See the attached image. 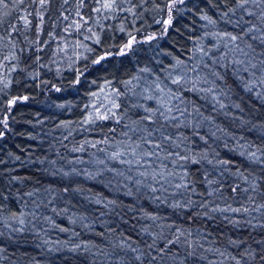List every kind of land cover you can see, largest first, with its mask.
<instances>
[{"label": "trees", "instance_id": "obj_1", "mask_svg": "<svg viewBox=\"0 0 264 264\" xmlns=\"http://www.w3.org/2000/svg\"><path fill=\"white\" fill-rule=\"evenodd\" d=\"M132 2L135 15L127 11V0L114 13H97L96 0H83V7L80 0H52L43 10L38 0L15 7L10 0L7 9L0 8V121L7 122L0 123V264H148L152 236L163 247L177 229L185 235L171 246L176 264H236L231 257L240 259L245 248L264 249V208L252 210L264 204V84L253 81L249 92L230 69H218L226 77L220 83L230 90L229 98H221L223 109L203 92L177 93L209 119L195 129V120L187 128L167 127L181 144L174 150L189 157L173 160L168 170L175 171L174 184L186 181L190 187L170 189L174 195L166 202L134 182L143 179L135 169L128 172L110 159L113 143L119 147L125 139L124 124L136 127L133 121L143 113L133 103L154 107L144 97L157 83L167 86L165 92L179 88L173 76L194 77L199 49L216 55L213 46L221 42L214 33L233 31L222 18L233 0H177L170 23L168 0ZM77 10L87 23L65 31L80 20ZM26 15L27 28L20 19ZM114 90L124 93L117 101L121 123H87L111 106ZM12 99L17 102L9 106ZM104 139L109 143L91 146ZM81 146L83 151H74ZM108 169H122L128 179L117 185ZM188 200L187 208L170 206ZM200 204L250 211H209Z\"/></svg>", "mask_w": 264, "mask_h": 264}, {"label": "snow or ice", "instance_id": "obj_2", "mask_svg": "<svg viewBox=\"0 0 264 264\" xmlns=\"http://www.w3.org/2000/svg\"><path fill=\"white\" fill-rule=\"evenodd\" d=\"M25 0H11L12 5L15 7L17 5H23ZM31 2H36V0H31ZM52 0H38L39 7L41 10L45 9ZM65 3L68 0H64ZM123 0H96V3L99 7H96L94 10L97 13L107 12L114 13L123 10L122 5ZM146 3L147 0H144ZM180 3H183V0H179ZM10 0H0V8L7 9L9 7ZM129 7L127 11L135 15L136 4L132 0H127ZM177 0H168V3L165 5L169 15L165 23L171 22V12L175 8ZM234 7L228 8L222 13V18L225 19V23H231L233 25V31H217L214 35L219 39L221 43L214 45L216 49V55H210L208 50L204 48L199 49L200 58L199 62L191 68V71L196 75L194 77H189L187 72L184 74H177L173 76L171 83L179 85V88L176 90L167 88L165 92V87H161L160 84H156L155 88L151 95L144 97L148 100L155 101V106H144L142 103H133V107L142 108L143 113L139 114V118L133 121V124H136V127H131L128 124H124V128L127 129L123 132L125 139L121 142L120 146L117 147L114 143L111 148L110 159L118 161L120 164L127 165V171L132 172L133 169L136 170L139 177L143 179H135L134 182L137 185H145L149 187L152 193H160L161 195L153 196L155 200H161L162 202L167 201L168 194L174 195V192H170V189H180L184 188L187 190L190 186L185 181L181 183H173V178L175 177V171H169V164L173 160L187 161L189 157L183 154L181 151H176L174 149H180L181 144L176 142L177 134L169 133L166 131L167 127L171 126L174 128L189 127V124L192 120H195L197 123L193 125V128L199 126L200 120H208V117H204L203 113L200 112V109L195 105H189L185 98L181 95H178V92L192 90L194 92H203L206 97H209L213 102V107L218 106L223 109L225 104L222 102L221 98L227 99L230 96V90L228 86L224 83H220L226 79L225 74L221 73L218 69H230L232 75L239 81V83L245 88V90L251 92L253 90L254 84L253 81L264 84V0H233ZM80 7H83V0H80ZM143 9V4L140 5ZM159 7V6H157ZM160 11H164V8H160ZM237 11L239 15L237 16ZM9 13L5 12L4 15L7 16ZM28 15H31L29 13ZM77 16L80 17V20H72L65 28V31H68V28L75 25L78 30L81 27L80 21L87 23L77 10ZM64 20H68V16L63 17ZM208 19V17H203ZM23 20V26L27 28L31 21L28 19V16L20 17ZM41 23L43 22V14L39 16ZM210 23H215V21H209ZM3 21L0 20V24ZM13 30L16 26L11 25ZM91 31V29H89ZM11 35V33H9ZM131 39H135L132 37ZM130 47V44L126 45ZM207 57V60L204 59ZM210 61L211 63H208ZM99 61H97L98 63ZM178 63H183L182 61ZM206 69L204 72L201 70ZM246 74V75H245ZM171 75V74H170ZM131 84V81L127 82ZM200 85V86H198ZM206 85L207 87H204ZM119 90H114L112 93L111 106L106 107L105 111L101 112L97 110L96 116H89L87 123H95L96 120H109L115 118L116 123H121V118H118V112L121 108L120 103L117 101L119 97L123 95ZM24 99H27L26 97ZM170 101H176L175 103H170ZM16 99L9 101V106H12L16 103ZM184 106L181 107L180 105ZM191 108V110H190ZM4 123L7 127L6 121H0ZM143 125V126H141ZM151 125V127H149ZM115 131V129H112ZM132 133V135H129ZM157 133L159 135L157 136ZM3 133H0L2 136ZM182 137V140H186L187 137L182 133L179 134ZM203 139V137H201ZM100 143L108 144L109 140L104 139L103 141H96L94 144H91L92 147H96ZM187 145H184L186 147ZM103 151V149H100ZM74 151H83V146L80 148L74 149ZM163 153V155H161ZM254 156L255 153H252ZM168 161L166 164L165 161ZM159 162V165H157ZM195 162V161H193ZM211 162V161H209ZM177 167L183 169L184 165L178 164ZM108 171L113 172V181L117 185L120 184V180L128 179L125 177V171L122 169H108ZM186 175V173H185ZM146 181H151V183L146 184ZM207 183H212V181H207ZM238 187V186H237ZM236 187L232 188V191L235 192ZM67 191V189H65ZM213 191H218L214 189ZM247 191V189H245ZM255 191V189H253ZM211 195V193H209ZM28 195H32L29 193ZM249 200H252V197H248ZM113 203V201H109ZM192 203L191 200H188L186 203L181 205L178 202L172 203L170 206L173 208H187ZM254 203V201H253ZM199 207L208 208L207 204H200ZM261 208H264V204L258 205L255 207L254 211H259ZM209 211H222V212H240L244 211L248 213L250 209L248 208H232L231 205H228L225 208L212 207L208 208ZM205 216L208 215V212L204 213ZM151 219L155 220L156 217L152 216ZM21 225L24 223L23 220L20 221ZM14 231H22V228L14 229ZM149 235H152L149 233ZM185 235L184 231L181 229L176 230L175 238H169L164 243V246L161 247L156 244V236H152V243L147 244L149 249L147 253L148 264H176L178 256L176 253H173L171 246L181 242V236ZM191 235V233H187ZM188 246H191V242L184 241ZM232 244H236V241H231ZM264 243V242H262ZM135 251V249H134ZM216 251H219L218 249ZM192 255V253H188ZM220 255H224L223 252ZM240 259L237 256H232L231 258L235 260L236 264H241V259H243V264H249V259L252 261L259 260L261 264H264V249L259 252L251 248H245V250L239 254ZM144 256L143 253L137 256L136 259L140 260ZM183 264V262H181Z\"/></svg>", "mask_w": 264, "mask_h": 264}]
</instances>
